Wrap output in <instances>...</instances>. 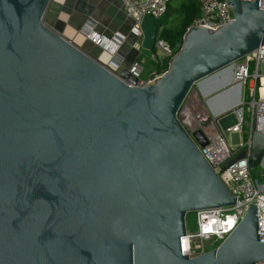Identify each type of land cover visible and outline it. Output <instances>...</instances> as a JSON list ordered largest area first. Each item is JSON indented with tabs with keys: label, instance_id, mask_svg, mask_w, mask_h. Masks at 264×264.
Instances as JSON below:
<instances>
[{
	"label": "water",
	"instance_id": "water-1",
	"mask_svg": "<svg viewBox=\"0 0 264 264\" xmlns=\"http://www.w3.org/2000/svg\"><path fill=\"white\" fill-rule=\"evenodd\" d=\"M50 2L0 0V264H264L256 205L218 249L190 259L181 245L188 214L236 198L180 111L264 43L259 2L228 0L234 20L218 30L191 26L142 87L47 26ZM140 28L153 51L155 21ZM263 156L256 133L253 169Z\"/></svg>",
	"mask_w": 264,
	"mask_h": 264
},
{
	"label": "built area",
	"instance_id": "built-area-1",
	"mask_svg": "<svg viewBox=\"0 0 264 264\" xmlns=\"http://www.w3.org/2000/svg\"><path fill=\"white\" fill-rule=\"evenodd\" d=\"M124 7L126 16L134 20L132 34L141 42L143 33L140 28L144 16H150L159 23L157 39L154 50L163 55L159 57L156 52L151 59L160 68L165 64V59L171 60L177 53L166 40L162 38L164 32V15L167 12L170 0H119ZM246 2H259L260 10H264V0H244ZM200 15L191 26L218 30L234 20V12L228 0H198ZM86 39L94 46L101 47L112 57V62L107 67L118 73L124 59L120 57V51L125 38L118 34L113 40H108L93 30L85 31ZM142 48V47H141ZM153 50V51H154ZM180 50V49H179ZM141 59V58H140ZM140 59L134 61L127 70L139 79V86L152 82L162 76L157 73L152 79L145 82L141 79L144 67ZM264 64V43L251 54L234 64V82L244 88V98L241 104L233 111L235 123L221 124L210 114L202 113L193 96L184 103L180 117L182 124L189 129L192 136L194 132L201 130L207 145L199 149L213 170L236 198V205L218 209L197 211L196 232H189L181 239L182 253L190 259L202 256L210 251L218 242H224L239 226L249 209L256 205L260 241L264 243V184L260 178H264V156L260 165L253 169L252 155L255 134L264 136V74H261V66ZM241 135V143L237 148L230 145V135ZM244 153L245 157L240 162H235L228 169L225 165L232 159ZM262 172V177L257 172ZM220 244V245H221Z\"/></svg>",
	"mask_w": 264,
	"mask_h": 264
},
{
	"label": "crops",
	"instance_id": "crops-1",
	"mask_svg": "<svg viewBox=\"0 0 264 264\" xmlns=\"http://www.w3.org/2000/svg\"><path fill=\"white\" fill-rule=\"evenodd\" d=\"M44 21L55 32L106 66L111 64L112 57L101 47L89 42L85 31L93 30L108 40H113L118 34H122L125 41L120 57L124 59V63L120 66L118 73L127 70L134 61L144 55L141 48L142 41L140 42L131 32L134 20L126 16L123 4L119 0H51ZM154 74L156 73H150V76ZM152 76L143 81H149ZM228 86L229 91L217 95L221 92L220 90ZM193 98L200 112L208 113L212 118H220L241 104L244 88L242 85L235 84L234 71L227 69L201 82L197 87V95ZM229 116L221 120V124L233 123L235 120L233 114Z\"/></svg>",
	"mask_w": 264,
	"mask_h": 264
},
{
	"label": "trees",
	"instance_id": "trees-1",
	"mask_svg": "<svg viewBox=\"0 0 264 264\" xmlns=\"http://www.w3.org/2000/svg\"><path fill=\"white\" fill-rule=\"evenodd\" d=\"M200 15L198 0H170L168 9L164 15V32L162 38L166 40L178 52L181 49L183 38L194 20ZM158 28L159 23L155 22ZM170 60L165 59L162 68L158 67V73H163L169 68Z\"/></svg>",
	"mask_w": 264,
	"mask_h": 264
},
{
	"label": "rangeland",
	"instance_id": "rangeland-1",
	"mask_svg": "<svg viewBox=\"0 0 264 264\" xmlns=\"http://www.w3.org/2000/svg\"><path fill=\"white\" fill-rule=\"evenodd\" d=\"M142 50H143L142 52L144 55L141 57L140 61L142 62V65L145 70V72L142 74V77H141V79L143 80V79L151 78L152 75L150 76V73L153 74V73H157L158 71V67H159L158 64L151 59L154 52H156L155 54H157L159 57H162L163 54L158 50H154V51H146L144 49ZM261 74H264V64L261 66ZM224 119H221V120H224ZM231 120H233V118ZM233 123H235V120H233ZM241 141H242L241 135L237 133H233L230 135V145L232 147L237 148L240 145ZM260 179H261L260 180L261 183L264 184V178H260ZM186 222H187V229L189 232L193 233L197 231L198 226H197L196 212L188 214ZM220 244L221 242H218L215 246L212 247V249L216 248L217 246H220Z\"/></svg>",
	"mask_w": 264,
	"mask_h": 264
}]
</instances>
